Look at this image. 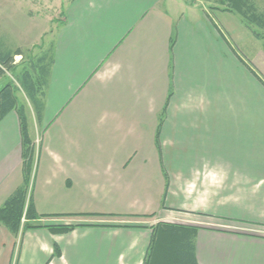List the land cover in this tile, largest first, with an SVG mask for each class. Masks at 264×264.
Segmentation results:
<instances>
[{"label": "crops", "instance_id": "crops-1", "mask_svg": "<svg viewBox=\"0 0 264 264\" xmlns=\"http://www.w3.org/2000/svg\"><path fill=\"white\" fill-rule=\"evenodd\" d=\"M64 4L40 122L28 111L37 226L0 224V264H143L159 221L199 227L198 264H264V110L229 106L230 89L239 99L262 80L225 56L233 12L211 0ZM236 61L241 82L225 69ZM22 180L11 110L0 205Z\"/></svg>", "mask_w": 264, "mask_h": 264}, {"label": "trees", "instance_id": "trees-1", "mask_svg": "<svg viewBox=\"0 0 264 264\" xmlns=\"http://www.w3.org/2000/svg\"><path fill=\"white\" fill-rule=\"evenodd\" d=\"M224 9L240 15L244 25L254 38L262 42L264 49V10L258 9L255 0H221ZM22 54L19 49L0 52V78L5 71L15 69L13 56ZM53 60L51 44L28 66L17 73L19 89L23 91L34 111L37 122L41 120L44 102L43 97L48 83ZM263 83V82H262ZM15 110L20 124V148L22 158L23 180L0 205V224L17 235L20 230L36 227L32 222L38 214L32 201L27 199L28 187L34 167V140L30 135L28 115L22 104H18L16 84L11 80L0 86V119L9 111ZM24 214L25 221H21ZM47 227L54 232H66L74 225L51 224ZM198 226L168 221H159L151 226L148 247L143 264H198L195 253V238ZM55 253H59L56 246Z\"/></svg>", "mask_w": 264, "mask_h": 264}, {"label": "rangeland", "instance_id": "rangeland-1", "mask_svg": "<svg viewBox=\"0 0 264 264\" xmlns=\"http://www.w3.org/2000/svg\"><path fill=\"white\" fill-rule=\"evenodd\" d=\"M255 2L258 9L264 10V0H255ZM64 3L65 0H0V52L14 49H19L22 52L21 56H13L15 69L12 73L5 71V74L0 78V86L9 80L16 84L18 104L24 106L27 115L31 104L23 91L19 89L16 76L22 67L28 66L30 60H35L49 47L53 34L55 35L58 30L59 20L57 18L61 15ZM211 4L213 7L224 6L221 0H211ZM226 21L232 32V37H236V40L233 38L236 48L230 40L234 51L229 49L228 53L225 52V56L230 59L235 57L239 62V59L244 60L255 70L264 83V49L262 42L253 37L245 27L239 14L231 13ZM234 52L240 58H237ZM225 69L227 72L229 71L234 82L242 81V77L239 75L242 71L240 63L236 61V65H233V67L225 65ZM254 79L251 80V84L253 86L255 83V94L251 93L244 97L240 93L241 98L237 99V93L233 94L232 89H230L229 106H237L239 101L241 106L251 105L264 110V84L261 83V88H259L257 79ZM262 119H264V111L262 112Z\"/></svg>", "mask_w": 264, "mask_h": 264}, {"label": "built area", "instance_id": "built-area-1", "mask_svg": "<svg viewBox=\"0 0 264 264\" xmlns=\"http://www.w3.org/2000/svg\"><path fill=\"white\" fill-rule=\"evenodd\" d=\"M185 1H187V2H197V1H200V0H185ZM38 141H39V139H36L35 143L38 142ZM29 190H30V186L28 187V192H29ZM28 192H27V194H28ZM24 220H25V218H24V214H23V216L21 218V221L23 222Z\"/></svg>", "mask_w": 264, "mask_h": 264}]
</instances>
